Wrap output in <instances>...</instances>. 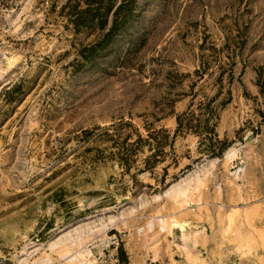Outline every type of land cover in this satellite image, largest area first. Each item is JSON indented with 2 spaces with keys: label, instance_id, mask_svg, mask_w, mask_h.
I'll list each match as a JSON object with an SVG mask.
<instances>
[{
  "label": "rangeland",
  "instance_id": "rangeland-1",
  "mask_svg": "<svg viewBox=\"0 0 264 264\" xmlns=\"http://www.w3.org/2000/svg\"><path fill=\"white\" fill-rule=\"evenodd\" d=\"M64 3L0 0V264H121V241L130 264H264V0H117L126 25L94 52L104 32ZM220 89L221 157L190 133L152 168L147 145L120 160Z\"/></svg>",
  "mask_w": 264,
  "mask_h": 264
},
{
  "label": "trees",
  "instance_id": "trees-1",
  "mask_svg": "<svg viewBox=\"0 0 264 264\" xmlns=\"http://www.w3.org/2000/svg\"><path fill=\"white\" fill-rule=\"evenodd\" d=\"M125 3H117V0H65L59 14L66 18L67 24L71 25L75 32L81 31H103L104 34L90 50H104L114 42L115 36L121 28L126 25L127 19L123 14ZM199 73V72H198ZM258 95L253 97L254 115L258 118L257 125L253 127V120H247V128H252V132L259 134L264 127V66L256 70ZM201 76V75H200ZM223 85L224 73L218 79ZM226 96L218 102L222 89L212 98L196 101V94L189 103L188 108L176 115L177 127L174 134L161 127L154 129L146 127L147 137L138 133V140L141 143L136 150L122 147L120 160L124 161L126 156L133 152H140L145 145L148 146L151 154L147 157L146 168H152L154 163L149 162L154 159L156 164L161 157L165 156V148L174 146V140L178 135L195 134L199 137V150L212 157H221L230 146L228 139H221L217 132V125L220 119L219 112L232 101V92L228 90ZM123 154V155H122ZM177 162V161H176ZM121 264H130L128 253L121 241L118 247Z\"/></svg>",
  "mask_w": 264,
  "mask_h": 264
},
{
  "label": "crops",
  "instance_id": "crops-1",
  "mask_svg": "<svg viewBox=\"0 0 264 264\" xmlns=\"http://www.w3.org/2000/svg\"><path fill=\"white\" fill-rule=\"evenodd\" d=\"M243 264H257V263H254L252 259H249V263L246 260H244Z\"/></svg>",
  "mask_w": 264,
  "mask_h": 264
}]
</instances>
